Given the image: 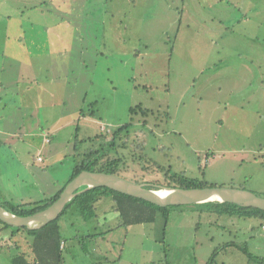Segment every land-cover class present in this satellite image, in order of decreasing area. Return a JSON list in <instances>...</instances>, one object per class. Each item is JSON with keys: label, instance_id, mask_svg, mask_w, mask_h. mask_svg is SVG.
<instances>
[{"label": "rangeland", "instance_id": "1", "mask_svg": "<svg viewBox=\"0 0 264 264\" xmlns=\"http://www.w3.org/2000/svg\"><path fill=\"white\" fill-rule=\"evenodd\" d=\"M97 149L134 182L162 180L160 166L264 197V0H0V203L50 196ZM167 214L116 228L68 213L64 259L264 264L259 218ZM4 235L0 264L29 253Z\"/></svg>", "mask_w": 264, "mask_h": 264}, {"label": "trees", "instance_id": "2", "mask_svg": "<svg viewBox=\"0 0 264 264\" xmlns=\"http://www.w3.org/2000/svg\"><path fill=\"white\" fill-rule=\"evenodd\" d=\"M130 110L131 114L140 112L144 117H148L151 112L150 109H145L142 107V105L132 107ZM84 114L85 112L83 109H81L80 115ZM89 115L94 116V112H89ZM129 126L130 125L128 124L115 130L109 144L111 145V143H115L116 138L121 135L124 132V129H127ZM100 152L101 149L89 150L83 154L77 155L79 156V159L77 158L75 160V164L68 180L50 196L38 201L21 202L16 204L12 202H5V204L0 203V205L16 215H31L45 209L54 201H56L67 183L82 170L118 174V163L121 160L109 157L104 159V154H100ZM141 157H143V155H141ZM155 167H157V165H155ZM158 169L163 173V179L156 180L152 184H146L147 188H156L157 185L181 188H201L210 186L208 182L204 180V178H189L184 173H173L170 170L164 169L160 166H158ZM82 189H84V186L79 188V190ZM103 194L109 195L112 200L111 210L116 213L117 216L116 228H126L135 224L152 223L156 221L158 215H162L165 219V222H167L168 207L171 206L161 207L144 199L115 191L107 187L92 188L73 197L66 203L63 211L55 220L50 221L41 228L28 229L24 226L15 227L0 220L1 228L11 232L8 237V241L18 235L19 237H16L17 239L14 243L18 246L21 244L22 240H24V243L27 244V248L29 249V253L19 251L17 254H15L12 257V264H64L63 251L61 248V244H63L62 247L64 246V237L60 224L61 218L68 213L71 215L74 213L76 214V217H81L85 220V222L89 221L90 218L93 219L95 217V204ZM201 204L209 205L210 209L218 214L237 216L240 218L256 217L259 218L264 224V211L255 207H244L228 202H205ZM102 220H104V218H102ZM85 236L96 237L98 235L88 234ZM244 252H246V250H244ZM246 254L249 255L248 252H246ZM249 258L252 257L249 256Z\"/></svg>", "mask_w": 264, "mask_h": 264}, {"label": "water", "instance_id": "3", "mask_svg": "<svg viewBox=\"0 0 264 264\" xmlns=\"http://www.w3.org/2000/svg\"><path fill=\"white\" fill-rule=\"evenodd\" d=\"M82 186L84 189L79 190ZM96 187H107L161 207L205 202H228L244 207H255L264 211V197L245 189L218 186L181 188L165 185L147 188L144 183L131 181L118 174L82 170L67 183L59 198L45 209L31 215L20 216L0 205V220L15 227L41 228L55 220L63 211L66 203L77 194Z\"/></svg>", "mask_w": 264, "mask_h": 264}, {"label": "crops", "instance_id": "4", "mask_svg": "<svg viewBox=\"0 0 264 264\" xmlns=\"http://www.w3.org/2000/svg\"><path fill=\"white\" fill-rule=\"evenodd\" d=\"M5 17H7V16L5 15ZM29 45H30V46H36L37 43L34 41V39H31ZM30 55L33 56L34 53L31 52ZM38 158H39V156H38ZM42 161H43V160H42ZM105 196H107V198H106V199H103ZM19 203H20V202H19ZM104 205H105V207H106V206H109V207L104 208L105 211H102V212L100 213V209H101V207L104 206ZM111 208H112V200H111L110 196L107 195V194L104 195V196H101V197L99 198V200H98V201L96 202V204H95V217L93 218V219L97 220V221H96V222H97V225H99V223L102 221V218H104V220H107V219H106L107 217H108V219H117L116 213H114V212L111 210ZM93 219L90 218V220H93ZM79 224H83V223L80 221ZM0 226H1V225H0ZM131 226H132V225H131ZM129 227H130V226H129ZM0 229H1V227H0ZM0 233H5L4 238H6V237L8 238L9 235L11 234V232H10L9 230H3V229H1ZM7 238H6V239H7ZM63 242H64V246L61 247V248H62V251L66 248V240H65V238H63ZM63 257H64V256H63ZM70 261H71L70 263H67V262L65 261V259H64V264H74V259H73V257L70 259ZM11 264H12V259H11Z\"/></svg>", "mask_w": 264, "mask_h": 264}, {"label": "built area", "instance_id": "5", "mask_svg": "<svg viewBox=\"0 0 264 264\" xmlns=\"http://www.w3.org/2000/svg\"><path fill=\"white\" fill-rule=\"evenodd\" d=\"M39 160H42L40 157H39ZM63 244H61V247H62Z\"/></svg>", "mask_w": 264, "mask_h": 264}]
</instances>
